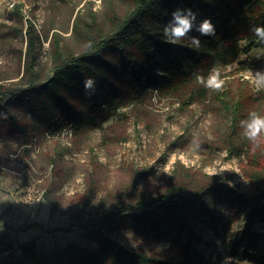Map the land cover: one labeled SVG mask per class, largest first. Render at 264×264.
Wrapping results in <instances>:
<instances>
[{"label":"rangeland","instance_id":"rangeland-1","mask_svg":"<svg viewBox=\"0 0 264 264\" xmlns=\"http://www.w3.org/2000/svg\"><path fill=\"white\" fill-rule=\"evenodd\" d=\"M131 3L0 0V85L25 86L30 79L23 76L29 23L39 38L34 76L40 83L51 76L55 60L108 33L112 17L123 16ZM203 19L198 13V20ZM186 44L192 45L182 40L172 45L187 52ZM240 44L244 50L238 58L215 69L225 80L221 92L241 101V121L251 111L264 116V90H255L246 79L250 71L264 70V44L248 49L243 40ZM195 49L201 55L210 45L203 41ZM159 79L156 88L143 87L140 99L117 106L100 127L78 131L46 125L27 144L0 141V264L21 259L20 248L29 241L35 243L36 258L61 252L68 243L98 254L92 227L127 248L173 254L171 233L163 228L146 237L99 223V216L113 206L149 199L172 184L188 191L212 180L238 184L249 192L251 205L264 202V192L260 199L251 193L255 186L247 173L248 156L228 151L231 116L216 99L221 92L207 89L189 101L198 88L173 92L166 88L167 74ZM239 205L230 198L200 216L198 240L187 251L190 259L184 257L180 264H264V218L248 222ZM35 222L43 228H26Z\"/></svg>","mask_w":264,"mask_h":264},{"label":"trees","instance_id":"trees-1","mask_svg":"<svg viewBox=\"0 0 264 264\" xmlns=\"http://www.w3.org/2000/svg\"><path fill=\"white\" fill-rule=\"evenodd\" d=\"M181 5L210 19L215 26V36H200L193 31L182 40L188 43L191 37H198L200 43L210 45L208 52L198 55L188 44L184 46L189 50L182 52L165 42L163 26ZM111 22L112 29L84 50L55 60L51 76L40 83L34 76L39 38L29 23L23 76L30 79L25 86L0 85V141L27 144L31 137L45 131L46 125L72 126L78 131L100 127L117 106L140 99L143 87L156 88L159 77L165 74L169 76L166 88L173 92L198 88L188 99L193 101L207 92L197 83L196 74L207 77L218 65L234 62L244 50L240 40L247 49L259 43L251 29L264 26V0H132L129 10L123 16L112 17ZM88 77L96 81L94 94L85 92L83 82ZM216 99L231 116L228 151L248 156L251 166L247 173L255 186L251 193L260 199L264 192V162L260 163L259 157L264 154V147L253 149L239 133L241 101L231 100L224 92L217 93ZM184 189L172 184L149 199L140 198L131 205L117 204L99 216L101 225L122 227L146 237L165 229L171 233L169 245L176 248L173 254L164 249H130L100 227H92L89 232L97 242L98 254L68 243L61 252L36 258L35 243L29 241L20 248L22 258L13 264H180L198 240L200 216L211 214L216 204L232 198L243 208L248 222L264 218V202L251 205L249 192L238 184L212 180L197 189ZM140 207L144 209L129 211ZM32 227L43 225L35 222L26 226Z\"/></svg>","mask_w":264,"mask_h":264},{"label":"clouds","instance_id":"clouds-1","mask_svg":"<svg viewBox=\"0 0 264 264\" xmlns=\"http://www.w3.org/2000/svg\"><path fill=\"white\" fill-rule=\"evenodd\" d=\"M258 41L264 44V26L251 29ZM198 32L200 36H215V26L210 19H203L198 22V13L191 8L178 7L170 14V19L163 26L162 33L166 43L176 44L188 37L191 32ZM191 44L194 48L200 47V39L191 37ZM259 58V57H257ZM195 79L198 84L205 89L214 92H221L224 89L225 80L221 78L218 69L213 68L207 77L196 74ZM246 79L255 90H264V70L249 72ZM84 89L87 94H94L96 81L92 77L84 80ZM241 134L246 138L253 149L264 146V116L258 115L255 111L248 113L245 119L240 121Z\"/></svg>","mask_w":264,"mask_h":264}]
</instances>
